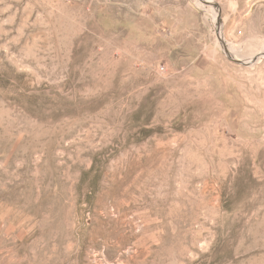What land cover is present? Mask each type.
<instances>
[{
    "label": "rangeland",
    "instance_id": "374dc122",
    "mask_svg": "<svg viewBox=\"0 0 264 264\" xmlns=\"http://www.w3.org/2000/svg\"><path fill=\"white\" fill-rule=\"evenodd\" d=\"M224 8L0 0V264H264L259 69L226 55L259 40Z\"/></svg>",
    "mask_w": 264,
    "mask_h": 264
},
{
    "label": "crops",
    "instance_id": "0c3cea01",
    "mask_svg": "<svg viewBox=\"0 0 264 264\" xmlns=\"http://www.w3.org/2000/svg\"><path fill=\"white\" fill-rule=\"evenodd\" d=\"M224 3L225 30L228 32L229 22V35L236 43L254 49L259 40V51L252 50L255 53L252 59L258 60L245 68L259 69V100H264V0H224ZM256 23H259V33Z\"/></svg>",
    "mask_w": 264,
    "mask_h": 264
},
{
    "label": "water",
    "instance_id": "95a60500",
    "mask_svg": "<svg viewBox=\"0 0 264 264\" xmlns=\"http://www.w3.org/2000/svg\"><path fill=\"white\" fill-rule=\"evenodd\" d=\"M226 55L229 57V59L233 62H235L236 64L239 65H243V66H248V65H252L253 63L256 62L257 59H251L249 61H243L241 59H234L233 57H231L230 53L226 51Z\"/></svg>",
    "mask_w": 264,
    "mask_h": 264
},
{
    "label": "built area",
    "instance_id": "2783aa9c",
    "mask_svg": "<svg viewBox=\"0 0 264 264\" xmlns=\"http://www.w3.org/2000/svg\"><path fill=\"white\" fill-rule=\"evenodd\" d=\"M157 71L160 72L161 74H164V73L167 72V70H166V68L164 66L158 67Z\"/></svg>",
    "mask_w": 264,
    "mask_h": 264
}]
</instances>
